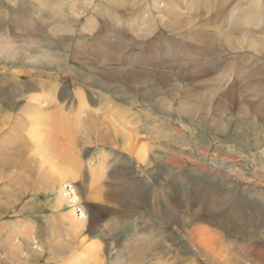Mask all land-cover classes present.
Returning <instances> with one entry per match:
<instances>
[{
  "label": "rangeland",
  "instance_id": "374dc122",
  "mask_svg": "<svg viewBox=\"0 0 264 264\" xmlns=\"http://www.w3.org/2000/svg\"><path fill=\"white\" fill-rule=\"evenodd\" d=\"M262 39L264 0H0V50L24 57L0 54V114L51 89L71 100L39 138L50 187L0 181V264H264ZM89 110L98 134L76 121Z\"/></svg>",
  "mask_w": 264,
  "mask_h": 264
},
{
  "label": "bare ground",
  "instance_id": "6f19581e",
  "mask_svg": "<svg viewBox=\"0 0 264 264\" xmlns=\"http://www.w3.org/2000/svg\"><path fill=\"white\" fill-rule=\"evenodd\" d=\"M167 1V0H166ZM73 2V1H72ZM61 4V3H60ZM66 5V4H65ZM160 5V4H159ZM67 6H69L67 4ZM62 7V6H61ZM65 9V8H64ZM251 9V8H249ZM63 10V9H61ZM94 12V11H93ZM92 12V13H93ZM64 14L67 15V12H65ZM70 15V14H69ZM73 15V14H72ZM82 15V14H81ZM80 15V16H81ZM54 16V15H53ZM247 16V15H246ZM78 17V16H77ZM134 19V18H133ZM89 20V19H87ZM163 20V19H162ZM242 20V19H241ZM160 21V20H159ZM176 21V20H175ZM249 21V19H248ZM163 22V21H162ZM248 24V23H247ZM109 26V25H108ZM164 26V25H163ZM235 27V26H234ZM236 30V29H235ZM20 37V36H19ZM247 43H249L253 49L258 50L259 48L256 45V39H254L253 36L247 38ZM228 42L230 44V49H235L234 47H232V43L229 41ZM259 42V41H258ZM253 43V44H252ZM261 43L263 45L264 48V39H262V42L260 40V48H261ZM46 48V47H45ZM262 49V51L264 52V49ZM48 49V48H47ZM249 49V48H248ZM21 50V49H20ZM19 50V51H20ZM36 50V49H35ZM18 51H10V50H0V54H4L7 57L8 56H13L15 53L18 56ZM20 53V52H19ZM3 55V56H4ZM16 56V57H17ZM6 57V58H7ZM18 60L20 59H24V57L19 54L18 56ZM9 59V57L7 58V60ZM11 59V58H10ZM9 59V60H10ZM16 59V58H15ZM16 61V60H13ZM20 62V61H19ZM22 62V61H21ZM38 63V62H37ZM43 64V63H42ZM196 65V64H194ZM228 69V68H227ZM230 70V69H229ZM227 73V72H226ZM229 74V73H227ZM40 85V88H45V84H38ZM51 87V86H49ZM32 88H36L35 83H32ZM55 88V87H54ZM44 92V91H43ZM54 92L53 90H48V93L44 94V96H50L51 98L49 99H44V97L41 94V97H37L36 95H31L28 98V101L26 102V104H24L22 107H18L14 104H10L11 107L9 110L4 111L3 113L0 114V181L3 179H7V177H10L12 179H17V180H29V179H41L43 184H47V188H48V184L50 183L49 180L52 178L53 176V169L52 166L44 159L43 155H40V148H42L43 143L41 145L39 138H41L43 136V128L42 126L43 123L46 124V126H48V123H51V130H53V132H60L58 129L59 128H55L53 126V124H56L58 126H62V122L58 121L57 119H53L52 122H48V120L50 118V115H54V114H58V115H63V111L65 110L63 103L66 101V108L67 106H70V98H66V97H59L58 101H55V98L53 96ZM65 94L67 96H69V93H66L65 91L62 93ZM209 94V93H207ZM203 95L197 96L195 98H197L198 102H200L201 100H203ZM74 99H78V100H82L80 93L76 94V97H73ZM193 100V99H192ZM196 100V99H195ZM77 105V104H76ZM83 106V105H82ZM69 108V107H68ZM71 110V109H69ZM119 110V109H117ZM11 111V112H10ZM15 111H17V113H14ZM66 111V110H65ZM185 111L184 107H180V111L179 112H183ZM72 112V111H71ZM120 113V112H119ZM123 113V112H122ZM79 114V113H78ZM77 114V115H78ZM93 113L91 112V110L89 111H84L82 113V116H79L80 120H76L78 123H83L84 126L90 130L91 132H97L100 130L99 127H96V122H98L97 120H93L92 115ZM114 114V113H113ZM124 114V113H123ZM75 115V113H74ZM65 116V115H64ZM132 116V115H131ZM63 118V116H61ZM75 117V116H74ZM115 117V116H114ZM118 117V116H117ZM123 117V116H122ZM76 119V118H75ZM95 119V118H94ZM97 119V118H96ZM120 119V118H119ZM131 119V118H130ZM50 121V120H49ZM72 121V120H71ZM74 122V120H73ZM126 122V121H125ZM122 123V122H121ZM41 124V125H39ZM33 126V127H31ZM30 127L33 129L31 130ZM11 128V129H10ZM68 128V127H66ZM86 130V129H85ZM123 130V129H121ZM137 130V129H136ZM101 131V130H100ZM124 131V130H123ZM135 131V129H134ZM62 134H64V131L61 132ZM132 136L135 135V133L133 134V131L131 132ZM25 137H27L26 141H23V137L24 135ZM140 134V133H139ZM107 134L105 133V131H102L101 134L99 135V139L98 140H103L105 142V139L103 136H106ZM127 135V134H126ZM131 135V134H130ZM129 136V135H128ZM131 136V137H132ZM143 136V135H142ZM136 137V136H135ZM107 138V137H106ZM111 138V137H110ZM109 138V139H110ZM67 139V138H66ZM108 139V140H109ZM113 139V138H112ZM111 139V140H112ZM132 138H129L127 140H131ZM135 140V139H134ZM107 141V139H106ZM141 141V139H140ZM115 143V142H114ZM113 143V144H114ZM126 143V142H125ZM106 144V143H105ZM109 143H107L108 145ZM138 144V141H137ZM30 145L33 146V151L30 153V151L27 149ZM140 145V144H139ZM22 146H26V150H22L20 147ZM124 145H122L123 147ZM128 147V145H127ZM131 147V146H130ZM126 148V147H125ZM124 148V149H125ZM147 148V147H146ZM145 148V150H146ZM123 149V150H124ZM138 150V149H137ZM201 150L203 151L204 148H201ZM126 151V149H125ZM135 151V150H134ZM144 151V150H143ZM147 151V150H146ZM131 152V151H130ZM135 153V152H134ZM133 153V154H134ZM170 153V152H169ZM143 155V152L139 153V156ZM146 154H144L143 156L145 157ZM135 156V155H134ZM133 156V157H134ZM185 156V155H184ZM40 157V158H39ZM137 157V156H136ZM263 157V156H262ZM37 159V160H35ZM136 159V158H135ZM145 158H142V160ZM102 160V159H101ZM155 160V159H154ZM189 160V159H188ZM137 161V159H136ZM144 161V160H143ZM142 162V161H141ZM140 162V163H141ZM173 163V161H172ZM175 163V162H174ZM47 164L48 165V171L44 170L43 165ZM199 164V163H198ZM177 165V163H176ZM234 173H240V170L233 168ZM145 177V176H144ZM24 178V179H23ZM54 178V177H53ZM9 180V179H8ZM7 181V180H6ZM59 185H60V196H59V202H63V203H72V206H69L71 209L68 211V214L66 216V218L68 219L67 222H69V224H73V227L75 229H79L83 226V218L85 215H82V211L83 208L79 205V200L78 197L74 194V193H68V188H71L70 190L73 191L72 186L68 187L70 184L68 183H64L67 182V180H65L64 178L57 180ZM57 183V182H56ZM160 183V182H159ZM44 185V186H45ZM26 186V185H25ZM50 187V186H49ZM19 189V188H18ZM51 189V188H50ZM164 189V188H163ZM2 190L5 191V188H3ZM157 191V190H156ZM161 191V190H160ZM169 191V189H168ZM8 192V191H7ZM158 192V191H157ZM163 193H165L164 191H162ZM156 193V192H155ZM0 194H1V188H0ZM169 196V194L167 195ZM235 196V195H234ZM233 196V197H234ZM77 197V198H76ZM229 198V197H228ZM168 199V198H167ZM178 200V199H177ZM169 201V200H168ZM239 201H242L241 198H239ZM58 202V204L60 205V203ZM228 202V201H227ZM56 204V203H55ZM171 204L178 209V202H176V198H172V202ZM170 204V205H171ZM1 205V204H0ZM83 206V205H82ZM1 207V206H0ZM56 207V206H55ZM207 208V207H206ZM180 209V208H179ZM238 209V208H237ZM242 210V209H241ZM172 211V216L173 218L176 217V213L174 209H171ZM195 212V211H194ZM86 213V212H85ZM229 214V213H228ZM5 215V214H4ZM193 216V215H192ZM195 216V215H194ZM231 216V215H230ZM248 217V216H247ZM177 218V217H176ZM57 220H59L57 218ZM54 218L51 219L52 222L57 221ZM62 220V219H61ZM254 220V219H253ZM258 220V219H257ZM177 221V220H175ZM235 221V220H234ZM189 222V221H188ZM228 222V221H227ZM186 225V222H185ZM59 227V226H58ZM250 227V226H249ZM61 228V227H60ZM59 228V229H60ZM194 228V227H193ZM191 228L187 231V237L189 238V242L192 246H189L191 249H194L193 244H195V241H197V238L195 237V233H194V229ZM64 229V228H62ZM250 229V228H249ZM234 231V230H233ZM249 231V230H248ZM248 234V232H247ZM68 237V236H67ZM64 239V238H63ZM247 239V238H246ZM205 241V240H204ZM202 241V242H204ZM89 244H93V245H88L85 249H82V251L77 252L76 254V258L78 259V261L80 262L81 257H83L84 259L88 258V248L89 247H94V240L89 241ZM138 243H143L144 239L140 238L137 240ZM137 242H133L132 245H136ZM248 242V241H247ZM197 243V242H196ZM66 243H64V241L62 239L58 240V242L56 243V250H59L58 253L64 254L66 253L65 251L69 250L68 247V243H67V247L65 245ZM96 244V243H95ZM144 244V243H143ZM148 244V243H147ZM249 244V245H248ZM247 245L250 246V243H248ZM131 245V247H132ZM212 245V244H211ZM142 247V244L139 245ZM76 247V246H75ZM81 247V246H80ZM97 247V246H96ZM147 247V246H146ZM219 247L214 245L211 247L210 252L212 254H214V259H218V257H215L217 254L215 253V250L218 249ZM249 248V247H248ZM81 249V248H80ZM137 249H140L137 245V247H133L132 252L134 254H138ZM65 250V251H64ZM94 250V249H93ZM92 250V251H93ZM137 250V251H136ZM145 250V249H144ZM207 250V248H206ZM95 252V251H93ZM142 253V251H140ZM139 252V253H140ZM147 252V250H146ZM150 252V251H149ZM72 253V252H71ZM72 256L74 257V253L72 254ZM71 256V258H72ZM66 257V256H65ZM93 257V256H92ZM75 258V257H74ZM75 258V260H76ZM117 260H120L123 262V264H125V261L123 258H118ZM77 261V260H76ZM83 261V260H82ZM87 260H85L84 262H86ZM73 264V262H72ZM80 264H83V262ZM116 264V263H115ZM122 264V263H121ZM187 264H194L192 261L188 262ZM212 264V263H211Z\"/></svg>",
  "mask_w": 264,
  "mask_h": 264
}]
</instances>
